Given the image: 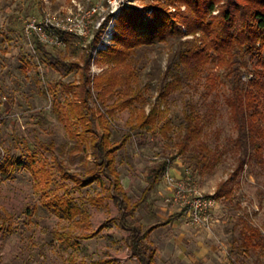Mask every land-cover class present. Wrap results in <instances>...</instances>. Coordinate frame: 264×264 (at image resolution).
<instances>
[{"label":"rangeland","instance_id":"374dc122","mask_svg":"<svg viewBox=\"0 0 264 264\" xmlns=\"http://www.w3.org/2000/svg\"><path fill=\"white\" fill-rule=\"evenodd\" d=\"M143 5L145 0L120 3L126 9ZM71 6L72 0H0V155L20 161L6 176L0 173V264H89L94 260L139 264L127 247L128 231L119 220L133 207L127 223L137 222L143 229L160 224L143 240L155 251V264H264V147L261 157L243 156L225 103L226 86L219 81L209 92L205 71L194 78L182 76L177 87L160 98L163 110L156 127L135 129L115 152L127 199L121 208L126 204L127 209L115 203L107 183L82 186L59 169L55 159L72 173L83 171L92 161L89 139L94 135L87 132V140L70 135L69 126L80 128L75 119H65L70 93L61 84H74L73 89L79 90V67L86 55L90 76L110 68L111 64L97 60L112 43L115 20L108 27L104 21L98 32L92 29L94 34L88 38L66 35V46L42 44V49L25 34L24 21ZM176 49L177 41L172 39L139 46L127 65L115 70L120 75L132 71L131 89L138 85L142 95L134 106L142 102L147 111L162 90L161 78L173 79L168 67L177 58ZM124 90L121 87L113 96L100 99L94 91L90 105L95 115L115 99H123ZM187 103L194 106L202 131L179 153ZM105 118L110 138L118 141L128 128L130 109L117 108ZM167 118L172 126L164 132L160 127ZM93 129L101 133L97 120ZM42 143L52 146L46 149ZM163 157L170 169L190 175L215 197L218 205L210 229L193 226L180 209L165 201L162 176L144 194L148 168ZM66 201L75 203L80 213L69 218L61 212L59 205Z\"/></svg>","mask_w":264,"mask_h":264},{"label":"trees","instance_id":"16d2710c","mask_svg":"<svg viewBox=\"0 0 264 264\" xmlns=\"http://www.w3.org/2000/svg\"><path fill=\"white\" fill-rule=\"evenodd\" d=\"M113 16L115 28L111 37L112 43L106 51H100L101 58L97 60L102 64H111L110 68L90 76L89 58L86 55L84 64L79 67V81L76 86L79 90L73 89L74 84H61L70 93L67 109L64 112L65 119L68 122L75 119L80 128V131L73 130L69 126L70 135L74 137L77 134L85 140L88 139L87 132L94 135L89 139V153L92 161H89L83 171L69 172L67 166L55 159L59 169L67 172L68 178L82 186L93 182L102 186L107 183L115 203L120 209L125 207L127 209L126 204L121 208L127 199L124 198L125 193L116 169L115 152L125 145L135 129L152 130L156 127L159 114L163 110L160 109V98L174 90L182 76L194 78L204 71L205 84L209 92L216 88L219 81L226 86L225 103L237 132L235 144L241 149L243 156H262L264 147V0H145L143 7L126 9L122 6ZM186 35H192V38L184 39ZM64 38L66 46V35ZM170 39L177 41V49L174 52L177 58L173 59L172 65L168 67V71L173 72V79L166 82V76L161 78V82L164 83L162 90L147 111L142 102L134 106L133 102L135 100L140 102L142 95L138 85L135 90L131 89L132 71L130 70L131 73L129 72L128 75H120L115 70L125 67L128 59L139 46ZM36 43L39 48H43L42 43L38 41ZM217 70L220 73H217ZM121 87H125V97L115 99L112 104L107 105L103 113L95 115V110L90 105L93 92L96 91V98L100 99L106 94L113 96ZM117 108L130 109V118L127 120L126 132L118 141H112L111 133L105 125L108 120L105 116H110ZM197 117L194 106L187 103L182 123L183 132L178 143L179 153L185 152L190 143L198 139L202 127ZM95 120L99 124L101 133L93 129ZM171 126V121L167 118L160 128L166 132L171 129ZM41 145L50 149L52 143ZM0 158V173L4 176L16 163L20 162L19 160L16 162L9 155L1 154ZM167 165L168 159L163 157L148 168L144 194L159 181ZM119 197H123V200ZM59 210L69 218L80 213L79 207L71 201H66L65 205H59ZM132 210L134 207L127 210V213H122L119 219L121 226L128 231L127 247L139 264H155V251L143 240L160 224L143 229L137 222L127 223L126 216L131 215ZM175 217L176 215L169 220ZM90 236L92 235H86V237ZM109 262L94 260L89 264ZM71 264L76 263L71 262Z\"/></svg>","mask_w":264,"mask_h":264},{"label":"built area","instance_id":"2783aa9c","mask_svg":"<svg viewBox=\"0 0 264 264\" xmlns=\"http://www.w3.org/2000/svg\"><path fill=\"white\" fill-rule=\"evenodd\" d=\"M121 1L99 0L93 3L92 0H72L70 9L61 13L45 12L26 18L24 31L44 45L65 46L64 36L67 34L88 38L104 21L108 27L113 15L122 7ZM162 181L165 201L180 209L190 224L201 229L213 226L218 205L215 197L205 193L190 175L172 174L169 163L162 173Z\"/></svg>","mask_w":264,"mask_h":264},{"label":"crops","instance_id":"0c3cea01","mask_svg":"<svg viewBox=\"0 0 264 264\" xmlns=\"http://www.w3.org/2000/svg\"><path fill=\"white\" fill-rule=\"evenodd\" d=\"M170 171H171L172 174H177L172 168L170 169ZM172 219H174V218H172ZM167 222H170V220H168Z\"/></svg>","mask_w":264,"mask_h":264}]
</instances>
